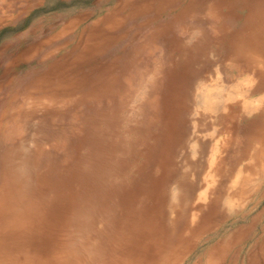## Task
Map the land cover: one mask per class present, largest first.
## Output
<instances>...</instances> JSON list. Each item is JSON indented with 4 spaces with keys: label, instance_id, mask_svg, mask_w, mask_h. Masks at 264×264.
I'll return each mask as SVG.
<instances>
[{
    "label": "rangeland",
    "instance_id": "374dc122",
    "mask_svg": "<svg viewBox=\"0 0 264 264\" xmlns=\"http://www.w3.org/2000/svg\"><path fill=\"white\" fill-rule=\"evenodd\" d=\"M14 23L0 46L38 40L0 60V264H264V78L234 51L264 0H40Z\"/></svg>",
    "mask_w": 264,
    "mask_h": 264
},
{
    "label": "bare ground",
    "instance_id": "6f19581e",
    "mask_svg": "<svg viewBox=\"0 0 264 264\" xmlns=\"http://www.w3.org/2000/svg\"><path fill=\"white\" fill-rule=\"evenodd\" d=\"M39 2L40 0H0V25L13 24L25 12H27L28 10L36 6ZM260 28L261 29L259 30L252 31V33L249 36H247L248 38L240 41L238 43L239 45L237 44L238 47L235 46V50H234L235 52L236 50H239L240 52H242L244 62H246L245 64H246L247 74H250L256 77L255 78L256 80L257 78L258 79L264 78V26L262 27L260 26ZM36 33H37V30L31 28L26 36H24L23 38L21 37L22 39L20 38L21 40L19 39L15 43H11L10 45L0 48V60L6 55L7 50L13 49L14 47H16L17 44L22 43L23 42L22 40L25 37H28V36L32 37L36 35ZM37 40H38L37 36H34L31 39L32 42H35ZM29 45L31 46V44ZM203 99L205 101V106L207 110L212 112L214 110V105L210 104L209 99H207V95H204ZM243 105H244L243 108L246 111L247 109H250V110L252 109L250 107V104H248L247 102H244ZM256 135L257 137H255V139L257 138V140L252 142L253 151H254L252 154V158L254 159L252 163L255 162L257 165L264 168V123L262 125L261 130H259L258 134Z\"/></svg>",
    "mask_w": 264,
    "mask_h": 264
},
{
    "label": "crops",
    "instance_id": "0c3cea01",
    "mask_svg": "<svg viewBox=\"0 0 264 264\" xmlns=\"http://www.w3.org/2000/svg\"><path fill=\"white\" fill-rule=\"evenodd\" d=\"M15 24V23H14ZM7 25V24H6ZM262 25V24H261ZM262 26H264V25H262ZM31 29V27L29 28V30ZM29 30L23 35V36H19V37H17V38H15V40H14V42H12V43H15V42H17L21 37L23 38L24 36H26L27 35V33L29 32ZM21 38V39H22ZM20 39V40H21ZM11 43H4V44H2L1 46H0V48H2V47H4V46H7V45H10ZM18 45V44H17Z\"/></svg>",
    "mask_w": 264,
    "mask_h": 264
}]
</instances>
